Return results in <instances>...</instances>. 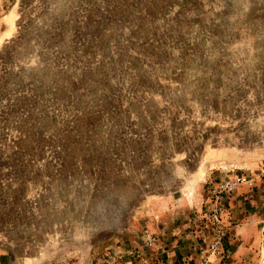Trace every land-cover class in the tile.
<instances>
[{
  "label": "rangeland",
  "instance_id": "rangeland-1",
  "mask_svg": "<svg viewBox=\"0 0 264 264\" xmlns=\"http://www.w3.org/2000/svg\"><path fill=\"white\" fill-rule=\"evenodd\" d=\"M241 191L264 203V0H0V264L142 261L193 220L191 264H264Z\"/></svg>",
  "mask_w": 264,
  "mask_h": 264
},
{
  "label": "crops",
  "instance_id": "crops-1",
  "mask_svg": "<svg viewBox=\"0 0 264 264\" xmlns=\"http://www.w3.org/2000/svg\"><path fill=\"white\" fill-rule=\"evenodd\" d=\"M243 193L245 195H243ZM253 193L252 195H249V192L247 194L246 192L241 191L240 193L236 194V196L230 198L229 200L230 205L233 204L231 207V213L233 219L238 217H243L242 213H248V212L259 213L261 209L264 211V203L261 204L260 199L257 197L258 195H255L256 194L255 192ZM254 204L256 206L257 212L256 211L251 212L250 210ZM177 214H178L177 215L178 218H181V216L183 215V213L182 214L177 213ZM244 216H246V214ZM193 222L196 221L195 220L191 221V225H189L190 223L188 225L187 224L181 225L180 223L179 225L180 228H177L174 234H183V235H175L174 237L169 239V241L168 240L162 241L159 246H156L148 254L141 256L142 261L149 263L151 262L156 263L155 262L156 260L158 261L166 260L168 262L176 264V263H181L182 260L184 261L183 264H191L190 262L191 260L195 259V257H198L202 253H204L203 251H201L200 248H198V245L200 243L198 239L199 233L197 229L194 228ZM246 223L247 220L242 221L239 224H246ZM188 228H190L189 231L187 230ZM142 261L136 260L129 262L127 264H141Z\"/></svg>",
  "mask_w": 264,
  "mask_h": 264
},
{
  "label": "built area",
  "instance_id": "built-area-1",
  "mask_svg": "<svg viewBox=\"0 0 264 264\" xmlns=\"http://www.w3.org/2000/svg\"><path fill=\"white\" fill-rule=\"evenodd\" d=\"M242 182L243 178L241 176H234L222 182L219 186V191L220 193L233 192L239 187ZM212 233L214 234V236L212 242L210 243V247L213 250H216L222 244L224 231L222 230V227L220 225H215V227L212 228Z\"/></svg>",
  "mask_w": 264,
  "mask_h": 264
}]
</instances>
